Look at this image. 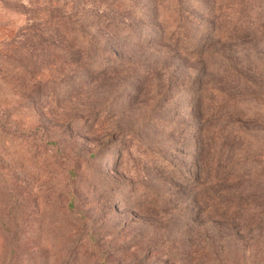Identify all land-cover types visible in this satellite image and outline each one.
<instances>
[{
  "label": "rangeland",
  "instance_id": "rangeland-1",
  "mask_svg": "<svg viewBox=\"0 0 264 264\" xmlns=\"http://www.w3.org/2000/svg\"><path fill=\"white\" fill-rule=\"evenodd\" d=\"M241 1L182 0L181 29L142 2L94 81L73 0H0V264H264V0Z\"/></svg>",
  "mask_w": 264,
  "mask_h": 264
},
{
  "label": "trees",
  "instance_id": "trees-1",
  "mask_svg": "<svg viewBox=\"0 0 264 264\" xmlns=\"http://www.w3.org/2000/svg\"><path fill=\"white\" fill-rule=\"evenodd\" d=\"M74 1V15L80 23V29L78 30L79 35L83 40L77 46L76 53V65L83 68L82 65L85 64L90 67L91 74L94 79H98L100 75L106 74L107 70L101 71V64L104 63V58L110 55L112 58H117L120 56V52L111 51L110 46L119 43L121 36L123 34H136L138 28V21L142 18L138 16L140 11V4L142 2L150 3L152 12L157 11L153 9V5L158 7V9H163V4H170L173 0H73ZM242 9L240 14L243 15L246 11L245 5H247L250 0L241 1ZM89 3V10L82 11L84 5ZM227 7V6H226ZM221 7L220 10H222ZM228 8V7H227ZM157 13L160 14L161 10ZM166 10V9H165ZM164 10V11H165ZM167 11V10H166ZM170 12L169 19L174 21L178 27L183 24V15L185 13V8L182 4V0H174V3L169 7ZM155 14L153 19H159L161 15ZM224 14H219L217 20H222L225 18ZM152 16L151 14L146 15V17ZM64 19H66L64 17ZM240 21V20H239ZM237 25L232 28L231 25H226L220 21L218 25L215 24L217 31L222 35H226V38L230 41H237L241 38L242 34L238 30ZM85 24V29L83 25ZM234 37V38H233ZM106 38V39H105ZM87 42L86 44H83ZM106 68V67H105ZM74 170H70L71 180L74 178ZM67 195L71 198L69 209L71 211L75 210L74 201L76 199L75 190L70 186L66 191Z\"/></svg>",
  "mask_w": 264,
  "mask_h": 264
}]
</instances>
